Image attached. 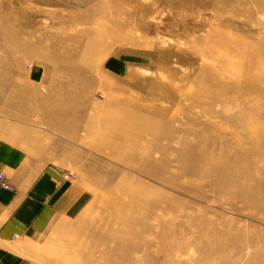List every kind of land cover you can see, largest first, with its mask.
Segmentation results:
<instances>
[{"label":"rangeland","instance_id":"rangeland-1","mask_svg":"<svg viewBox=\"0 0 264 264\" xmlns=\"http://www.w3.org/2000/svg\"><path fill=\"white\" fill-rule=\"evenodd\" d=\"M55 82L101 124L24 264H264V0H0V115Z\"/></svg>","mask_w":264,"mask_h":264},{"label":"crops","instance_id":"crops-1","mask_svg":"<svg viewBox=\"0 0 264 264\" xmlns=\"http://www.w3.org/2000/svg\"><path fill=\"white\" fill-rule=\"evenodd\" d=\"M40 85H33V95L20 90L0 115V172L13 187L0 184V264H24L30 235L74 206L68 177L87 162L82 143L101 124L89 112L96 106L90 97L61 99L59 83L44 91Z\"/></svg>","mask_w":264,"mask_h":264},{"label":"built area","instance_id":"built-area-1","mask_svg":"<svg viewBox=\"0 0 264 264\" xmlns=\"http://www.w3.org/2000/svg\"><path fill=\"white\" fill-rule=\"evenodd\" d=\"M0 184L3 186V188H5L7 190L13 189L12 185L9 183V181H7L4 173H2V172H0Z\"/></svg>","mask_w":264,"mask_h":264},{"label":"bare ground","instance_id":"bare-ground-1","mask_svg":"<svg viewBox=\"0 0 264 264\" xmlns=\"http://www.w3.org/2000/svg\"><path fill=\"white\" fill-rule=\"evenodd\" d=\"M5 175V174H4Z\"/></svg>","mask_w":264,"mask_h":264}]
</instances>
